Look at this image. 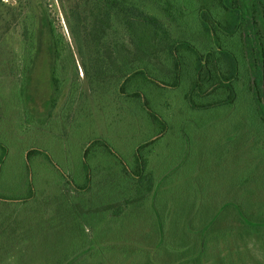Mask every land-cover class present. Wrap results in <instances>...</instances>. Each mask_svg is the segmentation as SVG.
<instances>
[{"label": "rangeland", "instance_id": "1", "mask_svg": "<svg viewBox=\"0 0 264 264\" xmlns=\"http://www.w3.org/2000/svg\"><path fill=\"white\" fill-rule=\"evenodd\" d=\"M88 1L0 0V142L9 150L0 165V264H151L161 252L154 238L158 222H164L168 242L172 243L177 239V229L189 230L194 209L202 213L216 202L228 203L230 197L239 204L264 207V122L256 112L253 83L245 71L250 59L244 49L246 43H253L248 27L243 24L232 36L213 22L216 27L211 31L201 25L199 4L230 26L233 18L219 9V0H176L180 4L136 0L163 23L166 34L154 25L139 26L144 23L142 19L132 26L123 17L113 19L106 45L96 46L92 52V45L84 44V34L74 24L77 13H87ZM236 2L253 15L251 35L257 51H264V0L263 4L258 0ZM41 9L47 11L66 43L55 67L57 75L61 73L70 81L56 107L51 101L59 95L51 89L47 50L32 59L28 74H22L27 67L25 18L39 15ZM114 29L119 31L117 36L112 33ZM179 41L201 53L225 50L234 55L239 67L234 95L226 88H210L190 105L186 94L194 84L196 62L186 47L177 51L185 58L179 88L159 89L147 80L170 82L177 78L169 52L172 42ZM221 60L228 68L229 59L221 55ZM65 64L66 70H62ZM118 65H123L121 71ZM136 70L140 72L125 89L142 91L152 102L151 110L169 126L148 157L158 183L164 178L161 191L165 193L157 198L138 199L118 158L102 143L89 146L90 141L104 139L132 167L138 142L156 134L157 127L142 102L117 91L123 75ZM231 98L232 102L215 104ZM32 147L48 152L61 170L44 155L32 156L36 196L28 203H19L13 199L29 194L24 161ZM86 147L95 175L89 191L80 193L68 186L60 171L84 184ZM153 205L159 217L152 211ZM249 239L226 245L219 241L218 251L209 248L202 263L215 264L217 257L213 255L236 251ZM247 243L257 257L264 253L259 246L251 248L254 240ZM243 260L249 264V257Z\"/></svg>", "mask_w": 264, "mask_h": 264}, {"label": "trees", "instance_id": "2", "mask_svg": "<svg viewBox=\"0 0 264 264\" xmlns=\"http://www.w3.org/2000/svg\"><path fill=\"white\" fill-rule=\"evenodd\" d=\"M258 1L263 4L262 0ZM168 2H176L177 4H180V2H177L176 0H168ZM219 3V9L222 12H227L229 16L233 18L230 26L227 24L224 25L219 20H216L209 8L207 6L204 7L203 4H199V6L197 5L199 21L201 25L208 29V31H211V27L216 25L217 28L222 29L224 32L229 33V35L232 36L240 30L243 24L248 27V31L250 33L248 35L253 38V43H250V45L249 42L246 43L247 46L244 49V52H246L245 57L250 59V63L247 65V69L245 71L253 83L256 112L264 122V51H257V42L251 35L254 34V17L245 6H239L236 0H219ZM140 6L141 5L136 0H89L87 2V13L83 15L79 13L76 14L74 19L75 28L77 30L79 29V31L84 34V44L92 45V52L93 50L96 51L94 47L100 46L103 48V46L106 45L107 34L111 27L110 21L113 19L117 21L123 17L130 26H132L136 20L142 19L144 23H139V26L148 28L154 25L158 29L162 30V33L166 34L167 31L165 30L163 23L160 22L158 18H154V16L149 15L148 11L144 9L143 4L142 8ZM212 22L215 25H213ZM112 33L117 36L119 31L114 29ZM23 35L26 44L25 64H27V67L25 65L22 70V74H28V67L30 66L29 64L32 59L34 60L35 58H38L43 55L42 53H44V51L47 50L52 81L51 89L54 93L59 95L56 96V98H53L54 102L51 101L53 104L52 107H56L59 103L58 99L61 94L64 95L66 93V87L70 81L67 78L64 79L61 73L57 75L58 71L55 67L56 61L61 60L60 58L63 56V51L66 50L63 48V45H66L65 39L62 35L57 33L54 21L44 9L40 10L39 15H27L25 18V29ZM172 43L173 50L169 53L171 55V59L175 62V66L172 71H177V78L170 82H163L159 79L152 80L149 77H145L147 80L153 81L154 84L156 83L155 87L159 89L175 90L181 86L180 71L183 64H185V58L184 56L182 58V54H179V48L186 47L194 53L193 56L195 57L196 62L194 84L189 92L190 94H186V100L188 103L190 105L195 103V97H200L202 92H205L210 88L213 89V91L226 88L231 95H234L233 87L235 82L239 80V67L237 59L234 55L225 50H221L220 52L207 51L205 53H201L196 49H193L189 43L181 41ZM102 52H104L103 49ZM221 55L229 59L230 63L228 68L223 66ZM50 59L52 61H50ZM66 67L67 64L62 66L61 69L66 70ZM85 67L86 66H84V68ZM120 67L122 68L123 65L119 66V70L121 71ZM139 72L140 71L136 70L135 72L123 75L124 79L122 78L119 81L117 91L122 95H126L128 98H136L142 102L143 108H145L148 112V117L154 121L157 127L156 134L137 145L134 152L135 163L132 167L129 166L125 159L118 155L111 144L104 139L97 138L94 141H90L89 146L94 143H102L111 154L118 158V161L122 166V171L125 174L127 181H129V187L135 191L138 199L141 197L144 198L145 196L146 198L149 196L157 198L160 193H165L161 191L163 187L162 180L164 178H160V182L158 183L157 178H155L154 171L150 168L148 157L154 150L153 148L155 145L164 138L168 132L169 126L166 119L151 110L149 104H152V102L142 91H138L136 89L128 92V90L125 89V86L129 84L131 78ZM65 83L67 84L65 85ZM229 101L232 102L233 99L231 98V100L223 101L219 100L215 104L218 105L222 102L225 104L229 103ZM48 104H50V102ZM0 148H2L3 154L6 155L7 148L1 142ZM88 151L89 147H86L83 155L84 168L86 171L84 184H78L71 179L68 174L60 171L66 179L68 186L80 193L89 191L93 180L92 166L89 164ZM34 154L45 155L54 167L61 170L55 164L53 158L48 152L39 148H31L27 151L28 157L25 163L30 173L32 169L31 156ZM4 161L5 159L3 156V158H1L0 165H2ZM35 196V184L31 182L30 193L24 198L13 200L19 203H28L32 201ZM0 200L2 199L0 198ZM141 202L138 203L139 205L136 206L137 208L140 206ZM258 206L259 207L247 206L242 202V204L234 207L228 204L225 205L223 209L211 208L210 210H202V213L198 210V208L194 209L190 212L192 216L188 226L189 230L186 231L187 229L183 230L182 228L177 229V232H174L177 239L172 243L168 242V238L165 234L166 230L164 229V222H158L160 225H157L158 231L157 233H154V238L155 247L158 249L157 251L160 250L161 252H158V254L152 258V262L150 260L151 264L154 261L156 264H203V260L206 262V258L208 257L207 252L209 248L215 247L218 251L219 247L217 244H219V241L226 245V243L229 244L228 242L230 241L237 240L239 242L240 238L247 237H250V239L244 244L238 246L236 251L225 253L224 256L219 254L218 256H221L220 259H218L216 254L213 255L217 257L215 264H246L243 257H249V264H264V253L257 257L251 252L249 249L250 246L247 243L254 240L255 244L251 248L256 249V247L259 246L260 250H264V207L260 205ZM154 208L155 206L153 205L152 211L157 217H159L161 215L160 212L156 208L154 210ZM172 226L173 225H170L171 229L173 228ZM92 258L95 260L96 256H93Z\"/></svg>", "mask_w": 264, "mask_h": 264}, {"label": "crops", "instance_id": "3", "mask_svg": "<svg viewBox=\"0 0 264 264\" xmlns=\"http://www.w3.org/2000/svg\"><path fill=\"white\" fill-rule=\"evenodd\" d=\"M156 133V132H155ZM147 139H149V138H147ZM146 139V140H147ZM143 141H145V140H141L140 142H138V144L139 143H141V142H143ZM2 143V142H1ZM3 145H5L4 143H2ZM137 144V145H138ZM6 146V145H5ZM6 148H7V153L9 152V150H8V147L6 146ZM32 148H38V147H32ZM31 149V148H30ZM39 149H41V148H39ZM29 150V149H28ZM27 150V151H28ZM27 151H26V157H25V163H26V159H27V157H28V155H27ZM0 152H1V150H0ZM153 152V151H152ZM152 152L150 153V155H149V157H151V155H152ZM135 154V153H134ZM7 155V154H6ZM34 155H36V154H34ZM34 155H32V156H34ZM41 155H43V154H41ZM1 156V155H0ZM2 156H4V154L2 155ZM31 156V157H32ZM45 156V155H44ZM134 156V155H133ZM32 159H33V157H32ZM32 159H31V163H32ZM46 159H47V157H46ZM48 160V159H47ZM225 161V160H224ZM0 162H1V159H0ZM25 167H26V165H25ZM31 167H32V165H31ZM26 169H27V167H26ZM203 169V168H202ZM28 170V169H27ZM92 172H93V170H92ZM93 174L95 175V173L93 172ZM28 175H29V193H30V188H31V182H33L34 183V180H33V169H31V173L29 172V170H28ZM92 184H93V180H92ZM91 187H92V185H91ZM200 194H202L201 196H202V198H204V194H205V192L201 189V193ZM238 198V197H237ZM239 203H240V201L238 200V199H235V197L234 198H231L230 197V199H229V201H228V203H224V204H222L221 205V203H218V202H216L215 204H213L212 205V208H219V209H223V207L225 206V205H228V204H230V205H232V207H234V206H236V205H239Z\"/></svg>", "mask_w": 264, "mask_h": 264}]
</instances>
